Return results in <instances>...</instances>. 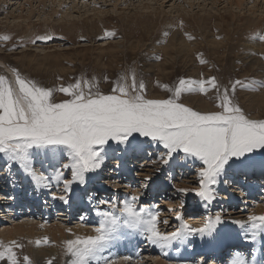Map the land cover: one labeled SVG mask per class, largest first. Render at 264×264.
Listing matches in <instances>:
<instances>
[{
    "label": "rangeland",
    "instance_id": "374dc122",
    "mask_svg": "<svg viewBox=\"0 0 264 264\" xmlns=\"http://www.w3.org/2000/svg\"><path fill=\"white\" fill-rule=\"evenodd\" d=\"M39 1L42 2L41 5ZM51 1L0 0V37L11 36L8 41L0 39V75L12 80L14 77L11 70L15 68L23 76L51 88L75 83L79 78L91 81L95 77L99 90L104 94H111L113 85L121 74H126L127 83L131 84L134 72L137 81L143 79L146 96L156 99L168 98L171 93L162 86L175 87L180 78L207 79L215 76L221 89L225 86L230 87V82L236 79L264 81V42L254 38L264 35V12L261 14L263 9L261 4L264 0H258L254 13L250 10L254 1L243 0L241 9L233 6L230 10L236 13V16L234 15L232 20L228 16L229 9H226V6L229 4L226 0H216L215 3H212V0ZM144 1L151 2L150 11L141 9V3ZM95 6L98 9H92ZM51 7L55 8V12L50 11ZM180 8L185 14L177 13L176 9ZM209 10L212 16L205 20L208 22L206 25L210 26L201 30L200 26H197L196 16H203L204 12ZM48 14L52 17L49 18ZM18 15L21 18H18ZM219 15H226L225 21L228 20L230 27L234 26L235 29L238 27L234 34L230 27H226L227 32L231 30L227 34L221 26L213 24L216 21L215 16ZM63 20L66 24L59 25L64 23ZM181 21L183 28L179 26ZM105 31L115 32L116 35L105 39L103 38ZM174 31H177L186 42L187 40L188 43L191 42L192 50L188 53H177L176 57L161 50ZM165 32L168 33L167 36L164 35ZM45 33H51L56 38L48 42L31 43L36 35ZM186 34H190L193 39H188ZM205 36L218 41L223 40V43L214 52V49L205 42ZM259 43H263V47H257L256 44ZM200 55L206 63L200 62L198 58ZM156 56L162 58L155 59ZM105 77L108 79L105 80ZM262 91L264 89L248 91L239 86L236 89V102L252 119H264V103L261 106L249 104L252 97L249 98L247 95L260 94ZM185 97L188 98L187 101ZM190 97L200 98L205 105L208 104L211 111L219 110L216 107L215 90L207 95L198 92L182 95L183 103L202 111L204 107L200 108L198 101L191 102ZM67 98L61 92L54 93L56 102ZM134 137L135 139L130 138L132 146L128 147L127 151L123 150L124 145L120 146V150H109L103 167L95 173H88L84 185L73 184L68 203L53 198L54 195L58 197L63 194L62 184L57 186L53 181L50 189L37 188L18 165H12L10 175L8 169L4 167V160L0 159V195L4 196L0 201V241L8 243L15 240L22 244L23 248L14 249L21 261L24 255H28L33 264H47L48 260H52L53 264H65L67 259L65 256L61 260L56 253L36 254L37 248L48 250L57 246L49 230L44 231L45 227L52 224L62 226L67 229L65 231L68 235H73L72 232L68 233V229L93 230L99 222L97 210L111 209L109 203L101 201L116 203L119 214L121 202L125 198L143 192L138 204L160 211V220L168 221L167 224L161 222L158 225L163 233L174 232L183 224L201 227L209 216L214 218L220 215L223 223L217 225L213 235H190L173 242L170 248L163 251L151 245L145 236L135 229H123L117 239L121 244L115 249L110 245L104 253L116 264H159L162 261L163 264H202L205 260L208 264H230L235 254H232L233 250L228 253V246H238L240 249H237L244 252L242 254L249 264L253 257L257 264L264 261V234L256 241H252L250 235L247 236L248 251L243 247L241 243L243 241L227 229L230 225L228 223H231L228 219L242 213L246 219L252 214L264 215V185H252L255 184L252 180H259L264 177V173L259 170L253 173L249 170L245 175L240 174L235 168L227 170L226 175L221 178V183L214 186L217 198L210 205H206L195 195V190L199 188L197 169L201 166L198 160L185 158L181 152L174 154L180 166L171 161L169 165H164L159 162L160 155L165 151L162 146H157L150 138L140 137L138 134H134ZM30 151L34 157L35 171L48 176L54 175L47 159V156L51 155L50 150ZM89 174L93 175L90 179ZM64 175L65 178L71 179L70 171L66 170ZM145 176L153 177L146 188L143 187ZM244 176L250 177H246V180ZM106 178H111L109 183H104ZM225 180L227 183H224ZM230 182H233L234 186L230 185ZM177 189L188 191L185 194L178 192ZM246 199L253 201L244 204ZM29 207L38 211L30 212L27 210ZM82 210L85 212L82 213ZM238 210L241 212H237ZM2 211L5 216H1ZM177 213L182 219H176ZM20 223L36 225L33 229L36 231V238L31 237L30 240L21 235H17L16 238H2L7 229ZM85 229L77 235L92 234L89 231L85 233ZM44 237H47L50 243H41L37 246L35 241H42ZM127 239L132 244L131 248H127ZM61 246L63 249V244ZM124 257H130V260L125 261ZM0 264L4 262L0 261Z\"/></svg>",
    "mask_w": 264,
    "mask_h": 264
},
{
    "label": "snow or ice",
    "instance_id": "6c2138e0",
    "mask_svg": "<svg viewBox=\"0 0 264 264\" xmlns=\"http://www.w3.org/2000/svg\"><path fill=\"white\" fill-rule=\"evenodd\" d=\"M179 26L183 28L182 21ZM115 35V32L105 31L103 38ZM186 35L193 39L190 34ZM55 38L51 33L38 34L31 43ZM254 38L264 42V35ZM0 39L8 41L11 36L4 35ZM198 58L202 64L206 63L202 55ZM11 71L12 80L0 75V159L4 160V167L10 175L12 165H18L37 188L50 189L53 181L57 186L62 184L63 194L53 198L64 203H68L73 184L84 185L88 173L101 169L109 150H120L124 145L123 150L127 151L132 146L130 138L135 139L134 134L150 138L157 146H162L165 151L159 162L164 165L171 161L180 166L174 154L181 152L185 158L198 160L201 166L197 169L199 188L195 195L206 205L217 198L214 186L221 183L227 170L235 168L245 175L249 170L264 173V119H252L235 99L238 86L248 91H260L264 89V81L236 79L230 82V87L221 89L215 76L207 79L180 78L175 87L162 86L171 93L168 98L156 99L146 96L145 83L143 79L137 81L134 72L131 84L127 83V75L121 74L111 94H104L99 90L95 77L91 81L79 78L75 83L51 88L23 76L15 68ZM212 90L216 93L218 111L195 110L181 101L183 94L198 92L207 95ZM57 91L68 98L56 102L54 93ZM32 149L50 150L51 155L47 159L54 175L35 171ZM65 159L67 162H62ZM66 170L71 172V179L65 178ZM152 180V176H145L143 187L146 188ZM177 191L186 194L188 190ZM142 195L143 192H139L125 198L119 214L116 203L101 201L109 203L111 209L97 210L99 222L93 228L94 234H73L75 238L63 241L65 264H116L104 253L119 239L123 229H135L150 244L163 251L173 242L190 235H213L217 225L223 223L220 215L209 216L201 227L183 224L174 232L163 233L158 225L168 221L160 220V211L139 206ZM176 219H182L179 213ZM248 221L251 239L256 241L264 234V215H249ZM68 231L72 232L71 229ZM35 243L39 246L50 241L44 237ZM21 248L23 245L15 240L8 243L0 241V261L4 264H33L28 255H24L21 261L14 250ZM123 259L127 261L130 257ZM47 264H53V261L48 260ZM202 264H208V261ZM230 264H249V261L237 252ZM251 264H257L255 257Z\"/></svg>",
    "mask_w": 264,
    "mask_h": 264
},
{
    "label": "bare ground",
    "instance_id": "6f19581e",
    "mask_svg": "<svg viewBox=\"0 0 264 264\" xmlns=\"http://www.w3.org/2000/svg\"><path fill=\"white\" fill-rule=\"evenodd\" d=\"M51 1V0H50ZM117 1V0H116ZM152 1V0H151ZM201 1H204V0H201ZM215 1L216 0H212V3H215ZM226 1H228V6H226V9H229V10H227L228 11V16L231 18V20H232V17H234V15L236 16V13H234L233 11H231L232 10V8H233V6L235 7V8H240L241 9V6H242V3H243V0H226ZM225 1V2H226ZM245 1V0H244ZM253 3H252V5H251V7H250V10H251V12H255V7H257V2H258V0L256 1V0H251ZM250 1V2H251ZM52 2V1H51ZM142 2V1H141ZM145 2V1H144ZM141 3V9H143L144 11L145 10H148V11H150L149 9L152 7L151 6V2H145V3ZM39 4L41 5L42 4V2H40L39 1ZM244 4H245V2H244ZM116 5V4H115ZM196 5V4H195ZM189 6H191V5H189ZM194 6V5H193ZM225 7V6H224ZM261 7L263 8V9H261ZM261 7L259 6V8L261 9V14H262V11L264 12V2H263V4H261ZM259 8H257V9H259ZM92 9H98L96 6L95 7H93ZM202 9V8H201ZM231 9V10H230ZM177 10V13H179L180 12V14H185V13H183L184 11L180 8V9H176ZM181 10V11H180ZM52 13L53 12H55V8L54 7H51V10H50ZM100 11V10H99ZM147 11V12H148ZM226 11V12H227ZM259 11V10H258ZM50 12V13H51ZM95 12V11H94ZM64 13V12H63ZM100 13H102V11H100ZM99 13V14H100ZM144 13V12H143ZM205 13V15H203V16H196V20L198 21V24H197V26L199 25L200 26V28H201V30H205L206 28H208L210 25H206V22H207V19L205 20V18H208V17H210V16H212V14H211V11L209 10V11H206V12H204ZM94 14V13H93ZM98 14V13H97ZM97 14H95V16L97 15ZM141 14V13H140ZM219 14H220V12H219ZM98 16V15H97ZM181 16V15H180ZM183 16V15H182ZM193 16V15H192ZM27 17H29V15L27 16ZM48 17L50 18V17H52V15H50V14H48ZM69 17V16H68ZM216 17V21H214L213 22V24H216V26H221L222 27V29H223V31H224V29L226 30V31H224L225 33H227V34H229L230 32H231V30H233V34H234V32H235V30L237 31V28L238 27H236V29L234 28V26H232V27H230V24L227 22V21H225V18H226V15H219V16H215ZM18 18H21V16H19L18 15ZM60 18V20H61V17H59ZM58 18V19H59ZM98 18V17H97ZM128 18H130V17H128ZM187 18V17H186ZM195 18V17H194ZM17 19V18H16ZM63 19V18H62ZM76 19V18H75ZM98 19H101V18H98ZM184 19V18H183ZM148 20H149V18H148ZM184 20H186V19H184ZM208 20H210V19H208ZM152 21V20H151ZM62 22H64V20L62 21ZM211 22V21H210ZM188 23H189V21H188ZM62 24H66L65 22L64 23H60L59 25H62ZM74 24V23H73ZM207 24H208V22H207ZM262 24V23H261ZM264 24V23H263ZM262 24V25H263ZM18 25V24H17ZM212 25V24H211ZM226 27H230L231 28V30H230V32H227L228 31V29L226 28ZM263 27V26H262ZM90 28H91V26H90ZM93 28V27H92ZM251 28V27H250ZM75 29V28H74ZM67 30H69V29H67ZM77 31H79V29L77 30ZM247 31V30H246ZM243 33V32H242ZM172 35L170 36V38L168 39V41H167V43L165 44V45H163L162 47H161V50L162 51H164V52H166V53H172L173 55H174V57H176L177 56V53H183V52H187L188 53V51L189 50H192V44H190V43H188V40H187V42L185 41V39L184 38H182V36H180L179 35V33L177 32V31H174L173 33H171ZM207 34V33H206ZM237 35V34H236ZM240 35V34H239ZM243 35V34H242ZM232 38H234V37H232ZM205 42L207 43V44H209L213 49H214V52H215V49H217L219 46H221L222 45V41H218V40H214V39H210V38H208V36H205ZM230 39V38H229ZM235 39V38H234ZM234 39H232V40H234ZM259 42V41H258ZM263 45V43H259V44H256V46L257 47H263L262 46ZM231 46V45H230ZM234 46V45H233ZM232 47V46H231ZM255 47V46H254ZM230 49V48H229ZM232 49L234 50V48L232 47ZM156 50V49H155ZM229 53L231 52V50L230 51H228ZM165 53V55H167ZM173 55H171V56H173ZM167 57V56H166ZM254 61V60H253ZM4 65V64H3ZM6 67V66H5ZM7 68V67H6ZM55 68V67H54ZM8 70V69H7ZM249 98H251L252 97V101H250L249 102V104H252V105H257V106H261V104L262 103H264V91H262V93H260V94H256L255 95V93H250L249 95H247ZM186 98V101L188 100V98L187 97H185ZM212 99V98H211ZM213 100V99H212ZM190 101L191 102H193V103H195V101H198L199 102V105H200V108H202V107H204L203 109H202V111L203 112H207V111H211L210 109H209V106H208V104H206L205 105V103L200 99V98H197V97H195V98H192V97H190ZM189 101V102H190ZM213 102V101H212ZM200 110V109H199ZM34 156H36V155H34ZM145 161V160H144ZM146 162V161H145ZM148 162V161H147ZM117 163V162H116ZM112 164H115V163H112ZM141 165V164H140ZM144 165V164H143ZM92 174H89V179L90 178H92ZM245 177V176H244ZM247 178H249L250 176H246ZM245 177V178H246ZM253 177V176H252ZM243 178V177H242ZM247 178H246V180H247ZM110 179L111 178H106V179H104L105 181H104V183H106V182H110ZM249 180V179H248ZM27 181V180H26ZM256 181H258V182H256ZM19 182V181H18ZM25 182V181H24ZM115 182H117V181H115ZM252 183H255V184H252V185H256V186H263L264 185V177H262V178H259V180H252ZM230 185H232V186H234V184H233V182L231 183L230 182ZM44 189V188H43ZM38 190V189H37ZM135 190V189H134ZM249 191H250V189H249ZM238 193H240V192H238ZM1 194V193H0ZM248 197H250V196H248ZM245 198V197H244ZM4 199V196H2V195H0V201H2ZM164 199V198H163ZM253 201V199H246V201L244 202V204L245 203H250V202H252ZM8 203V202H7ZM249 206V205H248ZM8 207V206H7ZM15 209V208H14ZM21 210V209H20ZM28 211L30 210V212H33V211H38V209H36V208H32V207H29L28 209H27ZM83 212L82 213H84L85 212V210H82ZM3 213H1V214H3V215H1V216H5L4 214V211H2ZM237 212H241V210H238ZM61 214V213H60ZM61 215H64V214H61ZM86 216L88 215V214H85ZM243 216H245L244 215V213H242V214H240L239 216H235V217H233L232 219H228V220H230L231 221V223H228V224H230V225H228V227H227V229H229L231 232H232V234L236 237H238V238H240L243 242H241V243H243L242 245H243V247H245L246 249L245 250H247L248 249V242L246 241V239H247V236L248 235H250L249 234V231H250V229H249V224H250V222L248 221V219H246V218H243ZM2 218V217H1ZM200 219V218H199ZM5 220V219H4ZM198 221V220H197ZM235 221H239V222H241V223H234ZM38 222V221H37ZM35 223V222H34ZM16 224V223H15ZM46 225V224H45ZM241 225H243V227L241 226ZM40 226V225H39ZM38 226V227H39ZM44 226V225H43ZM35 227H36V225H34V224H32V225H27V224H17V225H15V226H13L12 228H10V229H7L6 230V233L4 232V236H2V238L3 237H7V238H16V236L17 235H21V236H25V237H27V238H31L32 237V239H34V238H36V231H34L33 229H35ZM76 228V227H75ZM4 229V228H3ZM6 229V228H5ZM80 229H82V228H80ZM80 229H72V234H75V235H77L78 234V232L80 233L81 231H84V229L83 230H80ZM249 229V230H248ZM49 230V231H48ZM65 230H67L66 228L64 229V228H62V226L61 227H59V226H53V224H52V226H48V227H45V230L44 231H48V232H50L51 233V235H52V237H53V239L56 241V244H57V246H55V247H51V248H49L48 250L47 249H45V248H41V249H38L37 248V250H36V254L37 253H39V254H41V255H49V254H52V253H56L57 254V256L62 260L63 259V257H64V255H63V249H62V246H61V244H63V241H65V240H67V239H72V237L74 236V235H68L67 233H66V231ZM4 231V230H3ZM43 231V230H42ZM90 232V233H92V234H94L93 233V230H91V229H87V231H86V229H85V233L86 232ZM47 232V233H48ZM69 233V232H68ZM82 233V232H81ZM89 234V233H88ZM87 234V235H88ZM6 235V236H5ZM57 235H59V236H57ZM86 235V234H85ZM35 236V237H34ZM81 236V235H80ZM31 240V239H30ZM147 242V241H146ZM231 242H234V241H231ZM126 243H128V245H127V248H131L130 246L132 245L131 244V242H129V239H127V241H126ZM235 243V242H234ZM119 244H121V241H114L113 242V244H111V248H113V249H115V248H117V246L119 245ZM152 245V244H151ZM236 245H238V244H236ZM238 246H236V247H229L228 246V250H229V252L228 253H230V251L231 250H233L232 251V254L234 255V254H236L237 252H240V250H238V249H240V248H238ZM248 251H249V249H248ZM240 253H244V252H242V250H241V252ZM36 254H35V256H36ZM109 254V253H108ZM55 255V254H54ZM114 255V254H113ZM167 255V254H166ZM147 256V255H146ZM158 257V256H157ZM154 258V257H153ZM157 259H159V258H157ZM153 260H155V259H153ZM59 261V260H58ZM163 262V261H162ZM159 263V264H163V263ZM124 264V263H123Z\"/></svg>",
    "mask_w": 264,
    "mask_h": 264
}]
</instances>
